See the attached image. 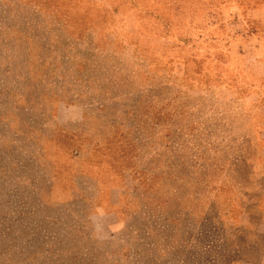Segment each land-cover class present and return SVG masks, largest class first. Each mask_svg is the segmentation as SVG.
<instances>
[{
  "label": "rangeland",
  "instance_id": "1",
  "mask_svg": "<svg viewBox=\"0 0 264 264\" xmlns=\"http://www.w3.org/2000/svg\"><path fill=\"white\" fill-rule=\"evenodd\" d=\"M0 264H264V0H0Z\"/></svg>",
  "mask_w": 264,
  "mask_h": 264
}]
</instances>
